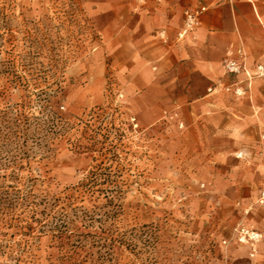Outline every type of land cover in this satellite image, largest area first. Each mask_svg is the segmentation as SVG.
<instances>
[{
    "label": "rangeland",
    "instance_id": "obj_1",
    "mask_svg": "<svg viewBox=\"0 0 264 264\" xmlns=\"http://www.w3.org/2000/svg\"><path fill=\"white\" fill-rule=\"evenodd\" d=\"M91 14L0 0V264H264V186L234 200L230 154L139 103L132 39Z\"/></svg>",
    "mask_w": 264,
    "mask_h": 264
},
{
    "label": "crops",
    "instance_id": "obj_2",
    "mask_svg": "<svg viewBox=\"0 0 264 264\" xmlns=\"http://www.w3.org/2000/svg\"><path fill=\"white\" fill-rule=\"evenodd\" d=\"M90 2L105 35L118 26L120 50L132 39L139 103L171 106L198 137L212 138L213 160L230 154L232 198L251 201L264 186V0ZM203 7L196 28L180 37L186 12ZM229 61L250 77L227 74Z\"/></svg>",
    "mask_w": 264,
    "mask_h": 264
},
{
    "label": "built area",
    "instance_id": "obj_3",
    "mask_svg": "<svg viewBox=\"0 0 264 264\" xmlns=\"http://www.w3.org/2000/svg\"><path fill=\"white\" fill-rule=\"evenodd\" d=\"M145 1V0H143ZM206 8H201L199 10H195V11H188L186 12V23H185V27L183 29V31L181 32L180 36L181 37H185L189 32L193 31L197 24H198V19L201 15L202 12L205 11ZM230 69L231 70H238V66L235 62H233L230 65Z\"/></svg>",
    "mask_w": 264,
    "mask_h": 264
}]
</instances>
